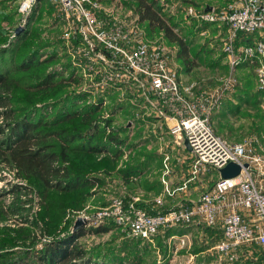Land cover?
<instances>
[{
	"label": "built area",
	"instance_id": "2783aa9c",
	"mask_svg": "<svg viewBox=\"0 0 264 264\" xmlns=\"http://www.w3.org/2000/svg\"><path fill=\"white\" fill-rule=\"evenodd\" d=\"M37 1L22 0L18 11L27 15ZM52 1L59 11L62 46L85 88L102 99L105 109L112 105L110 94L117 93L151 132L171 135L177 150L171 154L169 146L164 149V174L170 172L172 159H189L190 174L177 190L185 192L192 182L201 186L197 201L168 211L148 212L135 196L113 197L95 220L86 217V225L110 219L141 243L154 241L168 228L218 227L221 237L212 248L220 260L235 262L244 247L258 246L264 252V149L248 142L230 144L212 124L213 113L233 90L234 76L213 87L184 82L170 61L168 47L146 38L139 26L121 24L109 13L101 15L93 0ZM187 15L226 25L223 52L231 69L248 62L257 85L264 88V0H236L226 8L210 10L189 5ZM239 33H257V37L251 44L236 46ZM229 162L240 165L235 177L218 175L206 182L201 178L209 170L219 174ZM166 192L174 191L166 188ZM154 200L162 204L161 198ZM186 237L178 238L180 246L186 245Z\"/></svg>",
	"mask_w": 264,
	"mask_h": 264
},
{
	"label": "rangeland",
	"instance_id": "374dc122",
	"mask_svg": "<svg viewBox=\"0 0 264 264\" xmlns=\"http://www.w3.org/2000/svg\"><path fill=\"white\" fill-rule=\"evenodd\" d=\"M21 1L7 0V5H5L7 8L0 12V28L7 33V39L0 38V48H9V52L4 54L6 59L0 55V74L5 75L8 72H13L12 60L9 61V59L17 53V47H19L18 54L35 48L31 43L27 44L31 40L21 41L19 46L13 44V42H17L15 39L25 28L33 10L31 9L27 15L21 14L18 11ZM158 1L166 9L163 11L164 14L169 11V15L177 13L176 16L184 17V24L181 26H184L185 32H189L190 38L187 37V39L191 42L192 52L198 51L194 57L195 62L197 60V66L190 72L181 71V64L176 61L177 46L175 44L167 43L163 35L159 33L153 35L149 40L164 43L168 47L171 54L170 61L177 71H181L179 72L180 78L184 82L195 81L206 87H213L221 80L234 76L236 83L233 90L227 95L225 102L215 112L213 127L230 144L248 142L257 146L258 150L264 149V94H260L255 87L249 86V81H247L251 75H254L253 66L238 64L231 69L223 52L225 26L204 23L187 15L189 5L206 10L207 8H219L228 1L236 0ZM41 4L42 6L37 8V11L39 9L41 11V21L37 25L39 34L34 41L37 46L47 48L46 52L52 50V46H48L50 44L45 46L46 43L60 40V28L57 26L58 22L54 20V18L58 19L59 11L52 0H42ZM97 10L101 15L103 12L111 14L114 20L121 24L129 27L139 26L145 32V26L138 22L134 2L103 0L98 3ZM18 27H22V30L16 33ZM42 48L38 51L41 52ZM48 56L52 59L51 53L42 55L38 52V59L43 60ZM50 59L36 70L16 71L11 74L22 75V82L25 83L33 81L37 72L42 75L45 73L57 74V78H60L58 76L60 73H63V77L69 76L70 70L65 72L64 69L69 63L68 56L64 52L57 53L55 60ZM2 69H7L5 70L7 72H2ZM29 73L32 74L31 79ZM79 76L78 73L74 74V80L67 87L58 90L54 98L47 97L36 104V111L40 109L36 112V116L42 118L45 115L50 118L55 112L64 108H68V110L75 107L83 108L97 102V95L85 88L84 82ZM116 94L111 95V100H114L113 103L110 101L111 107L107 109L101 107L97 113L98 124L101 126L98 131L103 132L98 137L103 140L105 136H117L122 140V149H117L116 154L111 155L100 152L97 154V158L112 157L116 166L115 170L119 172L113 171L106 174L99 170L93 172V175L91 172L88 173L89 177L97 176L103 181L87 191V195L79 207L74 208L71 205L65 207L64 205L70 204L67 199V203H63L65 208L62 210V214L58 218L54 215L51 216L54 221L49 232H46L44 220L41 218L42 206L38 195L28 187L13 192L12 188L16 184L24 186L27 183L17 178L13 169L3 162L0 163V209L7 210V207L13 204L22 206V209L17 211L18 214L9 215L6 217L7 220L0 223V264H13L14 261L17 262L16 264H42L38 260L42 250L51 241L60 240L68 234H73V227L78 217L95 220L97 212L109 204L113 197L135 196L139 202H145L147 199L153 200L156 196L153 188L147 186L154 182L151 178L158 176L156 168L151 169L148 164L151 161L149 159L159 156L158 135L156 136L143 125L144 123L137 120L135 109L129 108ZM58 103L60 106L53 108ZM2 121L3 118L0 117V123ZM3 136L4 134L0 138ZM101 145L103 144H100V148ZM208 174L210 173L208 172ZM201 178L203 181L205 180L203 176ZM206 181L207 179L204 182ZM98 225H106L108 230L99 234L84 235L77 241L87 251L88 259L79 264H264L263 251L258 246H251L250 249L248 247L241 248L237 262L228 263L225 260H220L212 248L215 243L211 244L209 239L203 237V230L199 228L201 226H193L190 227L191 230L185 231L184 233H188L187 243L180 246L178 238L181 235L178 238H170V235L163 232L160 233V236L164 234L163 237L158 239L155 237L154 241L149 243L132 242L120 226L110 225L107 220L84 227L89 229ZM4 226L18 229L19 241L15 246L4 245L5 240L11 236L10 232L3 228ZM194 227L198 228L196 230L198 233H195L194 230L192 235L189 234Z\"/></svg>",
	"mask_w": 264,
	"mask_h": 264
},
{
	"label": "trees",
	"instance_id": "16d2710c",
	"mask_svg": "<svg viewBox=\"0 0 264 264\" xmlns=\"http://www.w3.org/2000/svg\"><path fill=\"white\" fill-rule=\"evenodd\" d=\"M93 1L100 3L103 0ZM127 1L134 2L138 22L145 26L146 38L149 39L159 33L163 35L167 43L177 46L176 61L181 64V71L190 72L197 66V60L195 62L194 57H196L198 51L192 52L191 42L187 39V37L190 38L189 32H185L184 26H181V24H184L183 16L169 15L168 10V15L167 13L164 14L163 11L166 9L159 4L158 0ZM6 2L7 0H0V12L7 8L5 6L7 5ZM41 2L42 0H38L32 6L31 9L33 10L31 15H28L29 19L25 28L16 37L17 42H13V44L19 46V42L31 40L27 44L31 43L35 48L27 49V51L18 54L19 47H17V53L9 59V61L12 60L13 72L36 70L48 62L50 56L41 60L38 59V52L42 55L51 53L52 59L50 60H55L57 53L64 52L67 55L64 48L60 46L62 45L61 40L46 43L45 46L47 44L52 46V50L46 52L45 49L47 48L37 46L34 41L39 34L37 25L41 21V11L40 9L37 11V8L42 6ZM231 3L233 1H228L222 7L214 9L226 8ZM195 8L204 10L199 9L197 6ZM54 20L59 24V19L54 18ZM224 26L226 28V25ZM6 34V31L0 28V38H6ZM256 37L257 33H239L235 44L236 46L248 45ZM41 48V52L38 51ZM7 52H9V48H0V55L3 59H6L4 54ZM67 56L69 59L67 66L69 67L66 66L64 69L65 72L70 70V74L66 77L62 76L63 73L58 74L60 78H57V74L45 73L42 75L37 72L38 74L35 75L33 81L25 83L22 82V75H13L11 74L13 72H8L5 75L0 74V117L3 118L0 123V136L4 134L0 138V163L3 162L13 169L16 177L27 183L24 186L23 184H16L12 188L13 192L28 187L38 195L42 206L41 218L44 220L46 232L51 230V224L54 221L51 216L54 215L58 218L62 214L63 208L68 205L74 208L79 207L86 197L87 191L103 181L102 178L97 176L89 177L88 173L91 172L93 175V172L100 170V172L109 174L117 171L112 157L98 159L97 154L106 152L111 155L116 154L117 149H122V140L117 136L106 134L109 136L103 137V140L98 137L103 132L98 131L101 126L98 124L97 113H99L101 107L105 109L100 97L96 99L97 102L89 106L75 107L70 110L64 108L55 112L50 118L45 115L42 118L36 116V112L40 109L36 111L35 105L47 97L54 98L58 90L67 87L74 80V74L78 73L73 67L69 55ZM240 66L252 65L248 62H241ZM2 70L4 73L7 72L5 71L7 69ZM175 71L177 75L181 72L176 69ZM30 73L29 77L31 79L32 74ZM247 81H249V86L255 87L260 94H264V88L257 85L254 75H251ZM225 99L221 105L225 102ZM55 105L53 108L60 106L59 103ZM215 112L212 115V123ZM100 144H103L101 148ZM67 199L70 204L64 205V207L63 203H67ZM139 205L144 208L141 203ZM7 208V210L0 209V223L7 220L6 217L9 215L18 214L17 211L21 210L22 206L13 204ZM144 209L148 212L154 211ZM107 221L110 225L118 226L110 219ZM107 227L106 225H98L89 229L84 226L80 227L73 234H68L60 240L48 243L42 250L38 260L42 264H79L86 261L88 260L87 251L81 244L77 243L78 239L84 235L106 232ZM190 227H193V225L168 228L163 233L167 235H172V233L183 234L188 229L191 230ZM3 228L7 229L11 235L5 240L4 245L15 246L19 241L18 229L9 226ZM199 228L203 230V237L209 239L211 244L216 243L221 237V233H216L218 227L201 226ZM156 237L157 239L160 238V234ZM128 238L132 242L141 243L140 240ZM262 257H264V252ZM16 263V261L13 262V264Z\"/></svg>",
	"mask_w": 264,
	"mask_h": 264
},
{
	"label": "crops",
	"instance_id": "0c3cea01",
	"mask_svg": "<svg viewBox=\"0 0 264 264\" xmlns=\"http://www.w3.org/2000/svg\"><path fill=\"white\" fill-rule=\"evenodd\" d=\"M177 14V13H176ZM174 14V15H176ZM57 26H59L60 28V20H59V24H57ZM180 76V74H179ZM182 79V78H181ZM184 81V80H183ZM115 93H113L114 95ZM111 95L110 94V101H114L111 100ZM117 95V94H116ZM113 103V102H112ZM141 123L143 124V122L141 121ZM144 125V124H143ZM145 126V125H144ZM146 127V126H145ZM153 133V132H152ZM156 136L158 135V139H159V146H158V151H159V156L151 158L150 162H149V166H151L152 168H156V172L158 174V176L156 178H151L153 179V183L152 185L150 184V188H153V190L155 191L154 194H156V196L153 198V200H149L147 199V201L145 202H139L141 203L144 208H147L148 210H161V211H168L180 204H184V202L186 203H192L197 201L198 197H199V193L201 190V186L198 183L192 182L189 184L187 190L184 192V190H177V187L180 186L182 184V182L184 181V177L185 176H189V172L191 170V166H190V161L189 159H187L186 161L184 160H177L175 161L174 159H172L169 163L170 166V172L168 174H164V163H163V151L166 148V146H169V148L171 149V154H173V152L175 150H177V146L173 144V137L165 132H160L158 131L157 133H154ZM168 138L169 140L166 141L165 139ZM173 145V146H172ZM173 157V155H172ZM150 168V167H149ZM208 172L210 174H208ZM203 177L204 179L207 181H209L210 179H216L218 177V173L216 171L213 170H209ZM208 174V177L206 178V175ZM193 186V187H190ZM166 188H168L169 190H173L174 192L172 193H167L166 192ZM126 197V196H124ZM132 197V196H129ZM161 198L162 200V204L161 205H157L155 203V198ZM193 226H198V225H193ZM187 227V226H184ZM194 227V229H192V231L189 232V234H193L194 230L195 233H198L196 230L198 228ZM201 230V229H200ZM165 230L161 231L164 232ZM160 232V233H161ZM159 233V234H160ZM216 233H221V230L218 229L216 230ZM164 234H162L163 237ZM179 235H188V233H183V234H174L172 233V235H168L170 238H178ZM203 235V234H201ZM168 237V239H169Z\"/></svg>",
	"mask_w": 264,
	"mask_h": 264
},
{
	"label": "water",
	"instance_id": "95a60500",
	"mask_svg": "<svg viewBox=\"0 0 264 264\" xmlns=\"http://www.w3.org/2000/svg\"><path fill=\"white\" fill-rule=\"evenodd\" d=\"M210 9L211 8H209V9L207 8L206 10H210ZM21 30H22V27H18L16 29V33L20 32ZM184 145H185V147H186L187 150H190V147H189L186 139L184 140ZM246 165L247 164H245V166ZM218 172H219V176L221 178H223V179L232 178V177H235L236 175H238V173L240 172V165H238L235 162H229L224 167L220 168L218 170ZM88 222H89L88 219L78 217L77 220H76V222H75V225L73 227V231L77 230L80 227H83Z\"/></svg>",
	"mask_w": 264,
	"mask_h": 264
}]
</instances>
